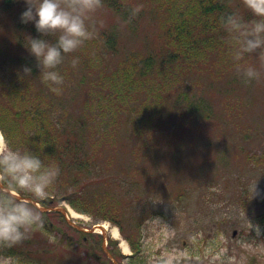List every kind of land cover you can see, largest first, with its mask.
Here are the masks:
<instances>
[{"label":"rangeland","instance_id":"rangeland-1","mask_svg":"<svg viewBox=\"0 0 264 264\" xmlns=\"http://www.w3.org/2000/svg\"><path fill=\"white\" fill-rule=\"evenodd\" d=\"M186 1L104 0L97 13L103 27L95 39L66 54L63 91L50 94L48 107H61L59 114L72 120L86 119L90 132L108 121L111 134L98 153L108 156L109 165H100L107 178L139 179L134 202L125 204L124 226L127 234L137 232L136 216L147 214L139 227L147 264H239L244 254L246 264H264V254L248 252L264 246V226L257 220L264 208V79L246 83L218 49L205 58L206 51L168 61L169 26ZM136 3L144 7L130 17ZM26 6L25 0L12 5L0 0V75L14 72V40L42 35L34 22H22ZM73 56L80 57L76 68ZM150 58L153 64L146 68ZM249 62L260 63L255 55ZM54 205L67 206L69 218L80 226L103 228L105 245L118 253L120 264L129 262L125 256L134 250L118 225L64 201ZM46 217L56 240L35 232L26 246H15L16 255L26 262L35 251L50 255L47 264H109L85 246L80 257L66 258V239L75 235L60 215Z\"/></svg>","mask_w":264,"mask_h":264},{"label":"trees","instance_id":"trees-1","mask_svg":"<svg viewBox=\"0 0 264 264\" xmlns=\"http://www.w3.org/2000/svg\"><path fill=\"white\" fill-rule=\"evenodd\" d=\"M1 1L12 5L17 0ZM233 9L242 11L246 18L250 19L253 16L251 10L244 6L243 0H187L179 9L180 14L176 16L178 19L169 26L167 38L172 48L169 49L171 52L167 55V60L171 61V58L175 60L178 56L188 59L206 51V54L202 55V58H205L216 49L227 53L226 34L219 24V17ZM14 42L16 45L13 46L12 51L16 58L14 55L10 64L15 68L14 72L0 75V128L17 146H29L39 151V141H41L45 144L44 153L49 154L50 159L59 163L60 176L55 188L43 204L50 206L66 200L79 212L118 224L134 250L127 264H147L142 249L141 232H139V227L145 221L147 214L136 216L137 232L127 234L124 226L127 219L125 204L134 202L132 198L137 194L134 187H138L139 179L132 177L130 178L132 181H129L128 178L121 177L122 175L107 178L105 169L100 165L101 162L104 166L109 165L108 156L98 153L111 134L107 128L108 121L105 120L104 128L100 125L90 132L87 131L89 126L86 119L72 120L59 114L61 107L57 110L49 108L48 104L52 105L50 94L55 92L40 78L39 80L31 78L34 75L39 77L41 68L36 57L25 47L24 42L27 40L16 39ZM109 43L114 46V35L109 38ZM4 61L8 64L6 57ZM25 64L31 65L33 72L30 77L26 75L21 79L18 69L22 72ZM152 64L153 59L150 58L146 61L145 67L151 68ZM139 70L143 74L146 73L142 68ZM39 82L41 85L38 87ZM234 197V200L239 199L237 194ZM49 213L54 214L45 212V215ZM63 220L66 229L75 235L73 239L68 238L67 245H64L63 249L67 251L66 258L75 254L80 257L82 246L91 249L89 251L93 254L104 255L101 249L103 238L100 234L79 231L69 225L65 219ZM259 221L264 225V212L260 215ZM52 222L47 219L46 227L48 228ZM37 233L41 232L37 231ZM90 242L94 244L93 248L90 247ZM23 243L25 242L21 244ZM111 251L118 257L114 249ZM6 252L17 253L15 247ZM34 252L33 256L27 258L28 262L24 259L22 261L29 264L49 262L50 255L46 256V253L34 255ZM57 254L61 255L60 250Z\"/></svg>","mask_w":264,"mask_h":264},{"label":"clouds","instance_id":"clouds-1","mask_svg":"<svg viewBox=\"0 0 264 264\" xmlns=\"http://www.w3.org/2000/svg\"><path fill=\"white\" fill-rule=\"evenodd\" d=\"M25 3L22 22H34L42 34H29L25 47L41 68L40 80L61 94L65 82L61 66L66 54L76 52L98 36L104 21L97 13L104 7V0H25ZM243 3L253 13L250 19L239 9H233L219 17V24L226 34L227 54L237 73L246 83H251L264 79V0H243ZM143 7V3H136L130 17L138 15ZM253 55L260 61L259 65L249 62ZM79 60V56L71 58L73 68ZM18 72L23 79L26 75L30 77L33 68L25 64L22 72L19 69ZM44 146L41 141L39 151L17 146L0 134V264H23L20 256L4 249L21 244L37 231L51 241L56 240L46 227L43 201L55 188L61 167L44 153ZM239 214L247 216L252 230L254 224L247 211L241 209ZM255 227L259 235L260 227ZM248 252L264 254V246L249 248ZM246 261L247 255H241L239 264Z\"/></svg>","mask_w":264,"mask_h":264},{"label":"bare ground","instance_id":"bare-ground-1","mask_svg":"<svg viewBox=\"0 0 264 264\" xmlns=\"http://www.w3.org/2000/svg\"><path fill=\"white\" fill-rule=\"evenodd\" d=\"M0 134H2V133L0 132ZM72 211H73L72 213H73L74 216H78V214H77L74 210H72ZM105 227H106V226H105ZM106 228H107V227H106ZM114 233H115L116 236H118L119 231H118V228H117V227L114 228Z\"/></svg>","mask_w":264,"mask_h":264},{"label":"water","instance_id":"water-1","mask_svg":"<svg viewBox=\"0 0 264 264\" xmlns=\"http://www.w3.org/2000/svg\"><path fill=\"white\" fill-rule=\"evenodd\" d=\"M65 212V211H64ZM112 258H113V256L111 255V254H109ZM114 262H115V264H117V261L116 260H114Z\"/></svg>","mask_w":264,"mask_h":264}]
</instances>
